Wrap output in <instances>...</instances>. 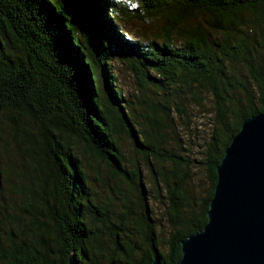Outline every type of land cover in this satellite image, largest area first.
<instances>
[{"label": "trees", "instance_id": "obj_1", "mask_svg": "<svg viewBox=\"0 0 264 264\" xmlns=\"http://www.w3.org/2000/svg\"><path fill=\"white\" fill-rule=\"evenodd\" d=\"M134 1L165 20L151 38L119 33L118 16L131 13L122 0H0V111L7 113L0 121V264H66L70 252L79 264H151L156 254L177 264L180 241L207 221L224 149L245 118L264 110V69L252 52L264 49V0ZM250 25L259 27V39L246 32ZM116 57L141 93V122L114 83ZM205 94L213 124L199 160L207 169L206 196L197 208L189 202L179 167L188 159L170 158L175 180L154 171L152 184L159 180L166 190L173 229L162 253L141 171L124 167L115 135L126 134L149 165L159 156L165 123L185 112L187 97L201 105ZM73 136L142 197L143 213L128 233L122 225L128 208L111 220L91 198ZM7 155L18 164L3 160ZM2 178L22 215L9 213ZM133 235L141 243L131 242Z\"/></svg>", "mask_w": 264, "mask_h": 264}, {"label": "rangeland", "instance_id": "obj_2", "mask_svg": "<svg viewBox=\"0 0 264 264\" xmlns=\"http://www.w3.org/2000/svg\"><path fill=\"white\" fill-rule=\"evenodd\" d=\"M122 2L127 3L128 7L131 8V13L128 15L120 14L117 18V24L120 27L119 33L123 37L142 40L143 38H151L157 34L159 25L165 21L161 16L146 14L140 4L134 0H122ZM199 15L200 13H197V16ZM243 15L245 18H254L253 14L248 11H244ZM248 27L246 28V32L254 34L259 39V27L257 25H250ZM252 52L258 65L264 69V49L256 47L252 48ZM110 63L111 70L116 76L115 85L121 89L123 97L131 101L130 104L134 107V110L132 109L131 112L136 115V121L141 122V114L146 109V106L140 97L141 93L137 89L132 73L126 68L119 57L114 58ZM236 70L244 75L247 74L243 63H238ZM153 89L151 87L149 91H146V94L151 95V90ZM204 96L201 105L194 104L193 100H191V95L187 97L184 102L185 112H181L180 114L175 112L173 114V121H169L168 124L165 123L166 126L162 130L164 135L157 139L159 156L152 158L149 165L145 163L144 157L134 148L130 138L126 134L118 132L115 135L123 153L124 167L128 171L134 169L141 171L142 184L146 189L144 200L151 208V215L154 218V222L158 225L156 239L159 244V250L162 253L166 252V240L173 229L168 220V206L165 198L167 195L166 190H164L159 180L158 183L156 182L157 187L154 188L152 184L154 171L159 176L160 172H164L170 180H175V165L170 158L181 156L188 159V165L182 163L179 167L183 171V187L189 202L195 204L194 206L197 208L200 201L206 196L209 187L207 169L204 163L199 162V160L202 158L203 144L209 139L213 124L212 113L210 111V105L212 104L211 96L206 94ZM6 115L5 111H0V121H4ZM0 124L3 125L1 122ZM6 130H8L7 126H5ZM72 146L75 148L84 166L89 192L93 201L102 206V210L107 213L111 220L117 219L128 208L129 213L126 214L122 224L125 232L128 233L129 230H132L135 217L143 213L142 197L132 182L113 173L105 163L90 155L86 151L85 142L77 136L72 137ZM3 160L18 164V158L14 155H7ZM18 170V167H15L14 172ZM16 178V174L14 173L11 177V184L17 183ZM1 181L3 187L1 195L7 203L9 213L22 215L21 207L12 203L16 193L11 192L8 182L4 181V178ZM130 239L131 242L141 243L138 236H130ZM139 255L135 253L136 258Z\"/></svg>", "mask_w": 264, "mask_h": 264}, {"label": "water", "instance_id": "obj_3", "mask_svg": "<svg viewBox=\"0 0 264 264\" xmlns=\"http://www.w3.org/2000/svg\"><path fill=\"white\" fill-rule=\"evenodd\" d=\"M215 171L207 221L180 241L177 264H264V110L241 122ZM66 264H79L74 252Z\"/></svg>", "mask_w": 264, "mask_h": 264}]
</instances>
